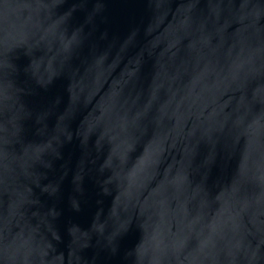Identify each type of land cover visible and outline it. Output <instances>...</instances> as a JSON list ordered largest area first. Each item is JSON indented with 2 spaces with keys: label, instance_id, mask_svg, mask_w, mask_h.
<instances>
[{
  "label": "water",
  "instance_id": "1",
  "mask_svg": "<svg viewBox=\"0 0 264 264\" xmlns=\"http://www.w3.org/2000/svg\"><path fill=\"white\" fill-rule=\"evenodd\" d=\"M0 264H264V0H0Z\"/></svg>",
  "mask_w": 264,
  "mask_h": 264
}]
</instances>
